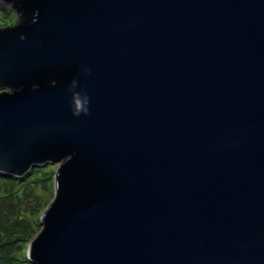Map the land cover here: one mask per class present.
I'll return each mask as SVG.
<instances>
[{
  "label": "water",
  "instance_id": "1",
  "mask_svg": "<svg viewBox=\"0 0 264 264\" xmlns=\"http://www.w3.org/2000/svg\"><path fill=\"white\" fill-rule=\"evenodd\" d=\"M9 2L0 173L60 163L29 261L264 264V0Z\"/></svg>",
  "mask_w": 264,
  "mask_h": 264
},
{
  "label": "trees",
  "instance_id": "2",
  "mask_svg": "<svg viewBox=\"0 0 264 264\" xmlns=\"http://www.w3.org/2000/svg\"><path fill=\"white\" fill-rule=\"evenodd\" d=\"M1 1L6 4L5 6L11 4L9 0ZM15 13L19 16L21 24L30 17V14L24 11L17 10ZM50 164L33 167L20 178L0 173V264H33L25 259V255L20 254L22 253L21 245L28 243L36 230L32 228L30 221L22 216L18 206L21 205L24 198L29 206L32 205L28 198L34 192L31 183L34 182L33 179L39 172L44 171L43 175H46L45 170L49 168ZM48 177L44 176L39 182H45ZM36 183L38 180H35ZM22 190L23 194H21ZM34 197L35 203L32 208H37L40 205V199L38 196Z\"/></svg>",
  "mask_w": 264,
  "mask_h": 264
},
{
  "label": "rangeland",
  "instance_id": "3",
  "mask_svg": "<svg viewBox=\"0 0 264 264\" xmlns=\"http://www.w3.org/2000/svg\"><path fill=\"white\" fill-rule=\"evenodd\" d=\"M16 21H17L16 13L10 7L0 4V29L6 27H12L14 26ZM59 167H60V163L50 164L49 168H46L45 170L47 172L46 175H43L44 171L39 172L34 177L33 179L34 182L31 183V188L34 189V192L28 196L30 203L32 205L29 206L26 198H24L22 200L21 205L18 206V210L20 211L22 216L27 218L32 224V228L36 230L35 234L29 240V242L25 243L24 245L23 244L21 245L22 253L20 255H25V259L27 261H29L30 258L29 245L41 231L42 229L41 218L48 209V207L50 206V204L53 202L55 196V190H54L55 176L59 170ZM51 173L52 176H50ZM44 176H49L48 180H46L45 182H39V180L42 179ZM35 180H38V183L35 184ZM23 192L24 191L22 190L21 194H23ZM34 196L36 197L38 196L40 199V205L37 208H32L35 203Z\"/></svg>",
  "mask_w": 264,
  "mask_h": 264
},
{
  "label": "clouds",
  "instance_id": "4",
  "mask_svg": "<svg viewBox=\"0 0 264 264\" xmlns=\"http://www.w3.org/2000/svg\"><path fill=\"white\" fill-rule=\"evenodd\" d=\"M77 87L76 82L73 81L70 91H73ZM88 105H89V97L85 94H81L80 92L73 91L72 95V108H73V116L79 117L82 114H88Z\"/></svg>",
  "mask_w": 264,
  "mask_h": 264
}]
</instances>
